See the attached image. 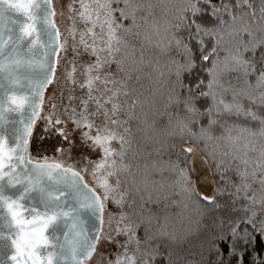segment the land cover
Wrapping results in <instances>:
<instances>
[{
  "label": "snow or ice",
  "instance_id": "snow-or-ice-1",
  "mask_svg": "<svg viewBox=\"0 0 264 264\" xmlns=\"http://www.w3.org/2000/svg\"><path fill=\"white\" fill-rule=\"evenodd\" d=\"M56 15L0 0V264H264V0ZM38 119L53 156H31Z\"/></svg>",
  "mask_w": 264,
  "mask_h": 264
},
{
  "label": "trees",
  "instance_id": "trees-1",
  "mask_svg": "<svg viewBox=\"0 0 264 264\" xmlns=\"http://www.w3.org/2000/svg\"><path fill=\"white\" fill-rule=\"evenodd\" d=\"M65 3H66V0H52V6L57 12V15L55 17H53V19L56 22L57 27H60L62 31L68 23L66 16L60 15V12L65 9ZM62 70H63L62 65H58L57 66V75L58 76H60ZM50 88H52L51 85H49L48 88L44 91V98H45L44 111L47 110L48 97L50 95L59 94L61 91H64L65 85H64L63 80L61 79L60 82L56 84L55 88H52L53 92L51 94H48ZM44 111H41V115H44ZM45 123L46 122L44 120L38 119L36 121L35 127L33 129V136L31 138V143H30V147H29V151H30L31 156L33 158H38L41 155H48V156L54 155V153L51 151V145L56 142V138L53 137L50 140H44V141H41V139H40L41 135L43 134V129L45 127ZM196 147H197V150L199 151V153L203 157V153L200 151V146H196ZM41 149H47V151H41ZM204 160L210 169L211 176L213 178V183H214L215 176H214V172H213V167H212L210 162H208L206 159H204ZM70 163H71V161H70ZM190 177L192 179V172L191 171H190ZM84 180H86V182L88 181L92 187L94 186V182L92 181V178L90 176L85 175ZM214 188H215V183H214Z\"/></svg>",
  "mask_w": 264,
  "mask_h": 264
},
{
  "label": "water",
  "instance_id": "water-1",
  "mask_svg": "<svg viewBox=\"0 0 264 264\" xmlns=\"http://www.w3.org/2000/svg\"><path fill=\"white\" fill-rule=\"evenodd\" d=\"M197 152L199 153L198 150ZM191 172L192 179L195 182L194 186L197 189H202L209 193L214 190V183L210 169L200 153L199 158H196L195 162L191 165Z\"/></svg>",
  "mask_w": 264,
  "mask_h": 264
},
{
  "label": "rangeland",
  "instance_id": "rangeland-1",
  "mask_svg": "<svg viewBox=\"0 0 264 264\" xmlns=\"http://www.w3.org/2000/svg\"><path fill=\"white\" fill-rule=\"evenodd\" d=\"M62 23V22H61ZM63 24V23H62ZM51 87L53 88V86L51 85ZM52 88L49 89V92L48 94H51L53 91H52ZM84 182H86V180H84ZM89 186H91V184L87 181L86 182ZM92 187V186H91Z\"/></svg>",
  "mask_w": 264,
  "mask_h": 264
}]
</instances>
